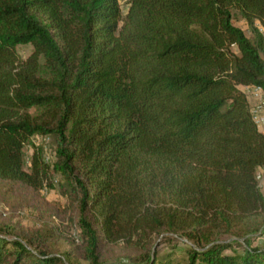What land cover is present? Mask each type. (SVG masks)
<instances>
[{
    "label": "trees",
    "instance_id": "16d2710c",
    "mask_svg": "<svg viewBox=\"0 0 264 264\" xmlns=\"http://www.w3.org/2000/svg\"><path fill=\"white\" fill-rule=\"evenodd\" d=\"M260 27L264 0H0V179L59 188L81 249L0 224V264H264Z\"/></svg>",
    "mask_w": 264,
    "mask_h": 264
},
{
    "label": "rangeland",
    "instance_id": "374dc122",
    "mask_svg": "<svg viewBox=\"0 0 264 264\" xmlns=\"http://www.w3.org/2000/svg\"><path fill=\"white\" fill-rule=\"evenodd\" d=\"M233 23L242 28L247 35L251 34L245 21L235 11L233 12ZM260 29L264 34V27H260ZM29 50V45L17 46V51L22 56H26ZM241 88L249 98L250 109H256L258 104L264 102V98L253 99L250 89L244 86ZM261 114L262 112L254 111L253 117L256 123ZM257 125L259 129L264 130L263 125L258 123ZM34 141L42 148V155L48 160H52L51 139L36 136ZM25 150L30 156L31 148L26 147ZM258 176L259 185L264 194L263 169L258 171ZM0 224L15 227V231H20L22 235L34 242L45 241L46 248L52 252L71 251L77 257H81V249L78 246L80 243L79 229L75 225L71 203L67 196L61 195L59 188L48 190L44 188L35 192L17 182L0 179ZM258 241L263 242V237ZM170 245V243L162 244L161 251H171ZM176 252L181 253V250L176 248ZM103 253L104 257H108L112 261H126L119 247L105 246Z\"/></svg>",
    "mask_w": 264,
    "mask_h": 264
},
{
    "label": "built area",
    "instance_id": "2783aa9c",
    "mask_svg": "<svg viewBox=\"0 0 264 264\" xmlns=\"http://www.w3.org/2000/svg\"><path fill=\"white\" fill-rule=\"evenodd\" d=\"M248 89H250V91H251V97L253 99L259 100L261 98H264V91H255L253 87H249ZM254 111L262 112V114L260 115V117L257 120V122L259 123V125L260 124L263 125V128H264V102L262 104H258L256 106V109H251L252 115L254 114Z\"/></svg>",
    "mask_w": 264,
    "mask_h": 264
},
{
    "label": "crops",
    "instance_id": "0c3cea01",
    "mask_svg": "<svg viewBox=\"0 0 264 264\" xmlns=\"http://www.w3.org/2000/svg\"><path fill=\"white\" fill-rule=\"evenodd\" d=\"M246 88H249V86H246ZM255 90H257V91H260L259 89H256V88H254Z\"/></svg>",
    "mask_w": 264,
    "mask_h": 264
},
{
    "label": "bare ground",
    "instance_id": "6f19581e",
    "mask_svg": "<svg viewBox=\"0 0 264 264\" xmlns=\"http://www.w3.org/2000/svg\"><path fill=\"white\" fill-rule=\"evenodd\" d=\"M258 123V122H257ZM259 124V123H258Z\"/></svg>",
    "mask_w": 264,
    "mask_h": 264
}]
</instances>
